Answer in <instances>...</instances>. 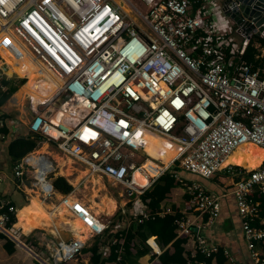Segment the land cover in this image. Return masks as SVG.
I'll list each match as a JSON object with an SVG mask.
<instances>
[{
	"label": "built area",
	"instance_id": "built-area-1",
	"mask_svg": "<svg viewBox=\"0 0 264 264\" xmlns=\"http://www.w3.org/2000/svg\"><path fill=\"white\" fill-rule=\"evenodd\" d=\"M224 6L223 0H0V29L10 39L12 60L56 79L47 91L39 79L24 96L32 114L29 128L43 136L38 146L53 142L90 175L122 185L129 201L173 167L204 178L232 176L247 247L255 263L264 264L256 248L264 228L251 226L258 207L248 199L257 189L264 192V161L252 169L228 162L241 145L264 146V77L240 58L257 32L246 34L225 16ZM214 8L228 29L215 28ZM0 50L8 51L1 43ZM1 56L0 91L14 73L4 70L9 64ZM65 91L70 97L56 107ZM150 137L160 140L148 151ZM168 151L174 154L167 158ZM54 171L52 156L36 147L14 165L13 176L18 188L48 199L58 193ZM2 182L0 174V231L21 244L6 213L17 209L2 195ZM182 184L200 215L207 213L210 221L218 216L220 195L194 181ZM73 196L63 194L60 203L90 237L101 234L108 224ZM179 225L196 250L217 251L203 235H194L188 219ZM52 245V261L40 258L41 264L69 263L87 239L74 236Z\"/></svg>",
	"mask_w": 264,
	"mask_h": 264
},
{
	"label": "trees",
	"instance_id": "trees-1",
	"mask_svg": "<svg viewBox=\"0 0 264 264\" xmlns=\"http://www.w3.org/2000/svg\"><path fill=\"white\" fill-rule=\"evenodd\" d=\"M264 35L254 34L244 53L240 56L246 63L251 65L252 70L260 69L261 77H264ZM23 75V73L21 74ZM6 88L0 91V107L17 91L21 84L26 82V78L4 79ZM12 114L0 110V133L2 140L6 141L5 154L7 162L0 163V174L3 176L1 193L10 199V203L19 209V222L24 219L27 227L34 229V224L40 217L46 216L42 206L35 200H30L18 189V180L7 179L1 167H5L10 161L12 168L27 153L38 146L39 140L43 137L32 132L27 126L19 124L21 131L12 134ZM257 166L247 165L252 169ZM13 171V170H12ZM186 171L178 167H173L164 172L153 185L138 195L139 202L145 207L143 211H136L135 200L132 198L127 202V210L120 208L116 214L117 219L112 225H107L106 229L99 235L94 236L93 241L86 245L82 252L89 253L88 264H139L141 257L150 254V264H225L227 258L222 247L217 252L209 254L196 250L192 253L186 248L190 241V236L181 232L179 221L186 219V215L179 206L172 204L169 209L164 206V201L170 197L173 188L182 186V182L188 180L184 175ZM180 174V179L174 176ZM237 179L238 176H235ZM191 182V180H188ZM54 188L62 193L68 194L73 190V185L65 176L59 175L52 180ZM183 187V186H182ZM251 203L257 204V216L251 221V226L264 228V192L255 190L248 195ZM27 204V205H26ZM25 205V206H23ZM23 206V207H22ZM183 207L192 211V196L185 191ZM22 207V208H21ZM7 211V207L1 212ZM199 212L198 210H196ZM9 216V225L16 220V214L11 211L6 212ZM145 213V214H144ZM206 222L208 214H203ZM195 236L199 233L192 228ZM154 237L161 252L156 253L148 244L147 240L158 249L157 244L151 238ZM0 238L3 239L4 248L9 254L16 250V241L0 231ZM28 241H33L32 236H27ZM256 248L261 251L264 257V237L256 244ZM41 264V262L39 261ZM69 264V263H66Z\"/></svg>",
	"mask_w": 264,
	"mask_h": 264
},
{
	"label": "crops",
	"instance_id": "crops-1",
	"mask_svg": "<svg viewBox=\"0 0 264 264\" xmlns=\"http://www.w3.org/2000/svg\"><path fill=\"white\" fill-rule=\"evenodd\" d=\"M4 52H8L11 54V51L9 49L8 51L4 50ZM10 54L8 55V57L10 56ZM1 60H2V57H1ZM8 79H12V77H8ZM13 79H17V78L13 76ZM21 89H22V85L18 87L17 91L6 101V103H4L1 106V109H0L8 113H11V111H19V114L15 116L12 115V121H13L12 128H11L12 134L14 133L18 134V132L21 131L19 124H23L29 128V122L31 120V117L27 115L28 113L22 107L23 97L28 91L22 94L21 96L22 100H20L17 94L18 92L21 91ZM7 102H8V107L6 108L5 106ZM11 107H13L14 110H12ZM2 138H3V135L0 133V163L5 164V162H7V156L5 154L4 147L6 146L7 142L3 141ZM50 144H54V143L45 142L44 144L37 146V149L39 152L49 154L54 159L52 152L48 149V146H50ZM249 151L255 153L254 157L240 158L241 155L244 156ZM236 153L238 154V156L234 155L233 160L234 162L239 163V164L244 163L246 165L258 166L260 165L261 162L264 161V149L263 148L252 147V146L243 147L240 150H238ZM3 168L5 167H1V170H3ZM4 174L6 175L7 179L13 180L14 178L13 171L11 174H8L5 172ZM184 175L188 178V180L197 182L205 186L206 188H208L210 191L220 195V212L218 216L212 219L211 221L208 219L205 222L203 220L204 215L203 216L200 215V213L196 211L197 210L196 208H194L192 211H188L186 207H183L182 203L184 202V193H185V187L183 184H182L183 187L179 186V187L172 189L170 193V197L166 201H164V206L166 207V209H169L173 203L179 206L182 212H184V214L186 215V219H188L190 222L193 223V228L195 229V231L204 236L207 246H210V247L215 246L217 247V249L219 247H222L224 254L227 258L225 264H256L254 258L251 255L250 250L247 247V242L244 238V234L242 230V219L239 215L237 205L235 202V198L233 194L231 193V190L233 188L232 182L234 178L230 175L225 174L224 172H220L213 178H204L200 175L189 173V172H185ZM23 187L24 186H21V188H18V189L21 190L23 194L28 198V203H29L30 199H29L28 193L24 190ZM62 195L63 194L60 192L57 193V196L59 199H61ZM37 197L38 196H35V195L32 196V198H35L38 201H40V205L43 208V205L41 204L42 199H40V197L38 198ZM140 206L141 208L139 209V211L141 212L144 210L145 207L141 204ZM62 207L67 209L65 206H62ZM44 209L45 208H43V210ZM19 210L20 208L17 209V212H16V220L14 221V228L18 231V236L21 241V244H18L16 242V250L14 251V253L9 254L4 248L5 241L0 238V264H37V262L40 261V258L43 260L45 259L40 254H38L31 246H28L24 241L21 240L20 237H22L23 234H26L27 236H32V240L39 241L40 243V240H38L40 239V236L35 235V234L34 236L28 235L29 233L32 234L33 231L36 229L35 224H34L33 230L27 227L28 232H25L22 226L18 224V223H21L19 222V218H18ZM44 211L46 212V216L40 217L38 219L39 221L42 218L49 216L47 211L46 210ZM66 211H68V209ZM68 213L70 214L69 211ZM39 221H38V225L40 223ZM36 225H37V222H36ZM64 231L65 233L68 232V230H64ZM53 241L55 240H51L50 242H48L47 247H46L47 244L43 245V250L44 251L48 250L50 257H51L50 249H51V246H53L52 245ZM186 248L190 250L192 253L195 252V241L193 238H191L190 241L186 244ZM225 250L228 251V254L225 253ZM217 251H214V252H217ZM84 255L85 256L83 257V262L84 264H88L90 254L84 253ZM149 259H150V254L145 255L140 258L139 264H150ZM45 260L49 261V259H45Z\"/></svg>",
	"mask_w": 264,
	"mask_h": 264
},
{
	"label": "rangeland",
	"instance_id": "rangeland-1",
	"mask_svg": "<svg viewBox=\"0 0 264 264\" xmlns=\"http://www.w3.org/2000/svg\"><path fill=\"white\" fill-rule=\"evenodd\" d=\"M136 4L141 7L140 2L136 1ZM222 17H223V15L219 11V9L214 8L212 20H213V23L215 24V28H219L220 31L224 30V29L225 30L228 29V28H226V27H228V24L226 23V27H225L224 23H222V21H221ZM8 40L10 41V39H8ZM8 40L6 39V41L5 40L3 41L5 48H7L8 45L10 44V42ZM8 49H9V47H8ZM1 53H2V50H1ZM11 53L14 54L12 51H11ZM262 53L264 54V47L262 48ZM2 55H3V53H2ZM8 59H9V61L7 62V64H9V66L7 67L8 74H12V72H14L13 76L15 78H17V79L26 78V82L24 84H21L22 85L21 91L18 92V94H17V96H19L20 100H22V98H21L22 94H24V92H26V91H28V92L32 91L31 89L33 87H35V83L41 78L43 80H39V83L44 85V88L46 89L45 91L48 90L47 89L48 87H45V84H43V83H44V80L50 82V79L47 76L50 74L49 72H43L44 75L40 76L39 73L33 71V68L27 64V61H22V62L17 63L16 61L12 60L10 56L8 57ZM22 73H23V75H21ZM44 76H46V77H44ZM22 104H23L22 107L28 113L27 115H29L31 117L32 114L28 112V104H27V101L24 99V97H23V103ZM5 107L6 108L8 107V102H7ZM11 108H12V110H14L13 107H11ZM11 113L13 116H15V115L19 114V111H11ZM48 149L52 152V154L54 156V163H55V171L52 172V174H51L52 180L54 177L59 176V175L65 176L67 178V180L73 185V190H72L73 195L76 198H78L79 200H81L82 202H84L85 204H87L89 206V208L92 210V212L94 214H96L101 220H103L105 223H108L109 225H112L114 223L113 221H115L117 219V216L114 214H116V212L120 208H122L123 211L127 210L126 204L129 201V198L126 197L122 185L115 183L114 181L108 179L107 177L90 175L88 170L85 168V166H83L82 164H79L78 162L71 160L70 158L66 157L64 154H62L57 149L55 144H50V146H48ZM254 155H255V153L249 151L246 155H244V156L241 155L240 158H242V157L243 158H252V157H254ZM235 156H238V154L235 153ZM3 171L5 173H8V174L12 173V166H11L10 161H8L5 168H3ZM32 193H33V195L40 197V199H42L46 204H49L51 206L52 205H56V206L60 205V199L58 198L57 195L53 196L52 198L45 199V198L39 196V194L37 192H32ZM29 199L30 200H37L35 198H32L31 196H29ZM105 199L106 200L112 199L116 202V208L114 209V211L112 213H108V209L101 211L98 208V206H96L94 203V202L100 203V202L106 201ZM38 203L40 204V201H38ZM140 204L141 203L139 202V200H135L134 205H135L136 211H139V209L141 208ZM43 208H44V206H43ZM62 208H64V207H62ZM44 210H46V209H44ZM47 213H48V211H47ZM67 217L71 220L74 219V217L72 215H70L68 212H67ZM38 221H37V225L35 223L36 229L33 231L32 234L29 233L28 235L34 236V234H35V235L40 236V239H38V240H40V243H39V241H35V240L28 241L26 234H23L22 237H20V238L28 246H31L43 258L49 259V261H52V258L50 257L48 250H45V251L43 250V245H46L51 240H55L56 234L51 231V227L43 228V227H41L40 223L38 225ZM18 224L20 226H22V228L25 232H28L27 225H25L27 223L24 219H22L21 223H18ZM93 239H94V237L93 236L90 237V235H89L87 238V245H89L93 241ZM47 246H48V244L46 245V247ZM84 256L85 255L82 252V254L78 255L77 258L70 261L69 264H84V262H83ZM45 261H48V260H45ZM37 264H40V263L37 262Z\"/></svg>",
	"mask_w": 264,
	"mask_h": 264
},
{
	"label": "bare ground",
	"instance_id": "bare-ground-1",
	"mask_svg": "<svg viewBox=\"0 0 264 264\" xmlns=\"http://www.w3.org/2000/svg\"><path fill=\"white\" fill-rule=\"evenodd\" d=\"M256 27H258V24H256ZM7 36L8 35L5 36L4 35V32H2L1 29H0V43L1 44H4L3 41L5 39H7L6 38ZM0 52H1V50H0ZM2 53H3V55L1 56L2 57V62H4V65H5L8 62V55H9V53L8 52H4V51ZM47 76L49 77L50 82L44 80V83L43 84H45V87H52L53 86V83L56 81V79L51 74H49ZM43 87H44V85H43ZM33 88L31 89L32 91H33ZM32 91H30V92H32ZM159 140L160 139L158 137H150L151 144H149L146 149L148 151H150V147H152L154 144H156ZM249 146L259 147V148H263L264 149V146L256 145L254 143H248V144L241 145L240 147H238L230 155V157L228 159V162L236 163L233 160V156L235 155V153L238 150H240L241 148H243V147H249ZM168 152L166 154L167 155L166 156L167 158L174 154L173 151H168ZM166 157H164V159H166ZM236 164H239V163H236ZM241 165H243V166H245L247 168V165L246 164L243 163ZM138 177L140 178L139 175H138ZM24 190L28 193V196H31V197L33 196V193H32L31 190H27V189H24ZM73 197H75V196H73ZM41 202H42L44 208L48 211V214H49L48 217L42 218L40 220L41 227H43V228L51 227V231L53 233H55L56 235H60V236H63L65 234V231L64 230H68L74 236L82 239V241H85L88 238V236H89V230H88V228L86 226H84L83 223L78 218H76V217H74L73 220L69 219L67 217V212L68 211H66L67 209L61 207L62 204L59 205V206H56V205H52L51 206L49 204H46L43 200H41ZM94 203H95L96 206H98V208L101 211L108 209V213H112L114 211V209L116 208V202L114 200H112V199H109V200H106V201H103V202H100V203H97V202H94ZM70 215H71V213H70Z\"/></svg>",
	"mask_w": 264,
	"mask_h": 264
},
{
	"label": "water",
	"instance_id": "water-1",
	"mask_svg": "<svg viewBox=\"0 0 264 264\" xmlns=\"http://www.w3.org/2000/svg\"><path fill=\"white\" fill-rule=\"evenodd\" d=\"M223 4L225 5L223 8L225 16L236 25L244 27L246 34H252L254 29L257 34L264 35V0H223ZM256 24H258V27H256ZM4 70H7L6 65ZM69 97V91L61 93L54 105L59 107ZM55 236V241L59 242L61 239L69 240L73 237V234L68 231L64 236Z\"/></svg>",
	"mask_w": 264,
	"mask_h": 264
}]
</instances>
